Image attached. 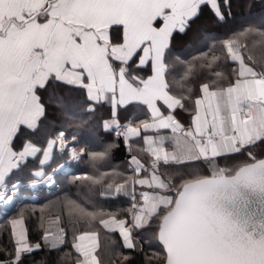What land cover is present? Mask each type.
I'll list each match as a JSON object with an SVG mask.
<instances>
[{"label": "snow or ice", "instance_id": "snow-or-ice-1", "mask_svg": "<svg viewBox=\"0 0 264 264\" xmlns=\"http://www.w3.org/2000/svg\"><path fill=\"white\" fill-rule=\"evenodd\" d=\"M208 6L224 19L220 0H0V205L13 202L10 192L19 182L9 185L7 178L27 168L29 158L38 160L39 168L29 169V177H44L54 150L67 157L66 163L87 156L95 168L115 146L78 151L75 136L69 141L63 130L47 131L54 121L44 124L48 107L37 93L54 80L82 90L89 113L94 104H110L104 132L114 131L125 145L139 138V151L151 158L146 166L132 155L131 175L114 169L75 178L104 185L101 196L130 198L124 213L99 220L108 231L119 232L125 248L137 247L134 231L151 229V240L162 250L160 264H264V153L254 151L264 149V64L258 70L252 55H245L247 44L230 38L223 42L225 59L237 67L226 83L223 72L212 71L191 101L190 87L178 95L169 82L175 35L184 34ZM249 33L259 38L254 44H264V28L250 26L234 37ZM202 58L207 53L193 61ZM219 60L213 56L202 66L211 69ZM193 67L187 62L182 79L190 80ZM189 101L194 115L185 126L175 113L187 111ZM133 102L146 108V118L121 125L117 109ZM52 106L62 112L63 97L54 98ZM22 126L28 130L24 138ZM237 156L243 159L232 167L215 163L218 157ZM196 162L209 164L211 174L160 171ZM64 166L53 168V176ZM76 207L85 222L104 215ZM11 223L14 242L10 251L0 250V264H24L23 256L41 244L29 242L23 219ZM97 237L94 231L73 235L74 264H100ZM42 239L49 243L47 233ZM65 242L58 236L51 247Z\"/></svg>", "mask_w": 264, "mask_h": 264}, {"label": "trees", "instance_id": "trees-1", "mask_svg": "<svg viewBox=\"0 0 264 264\" xmlns=\"http://www.w3.org/2000/svg\"><path fill=\"white\" fill-rule=\"evenodd\" d=\"M221 9L224 19L220 20L210 9V6L203 7L202 11L184 34L175 35L169 54V64L171 66L169 82L174 91L179 95L187 94L186 88H191V101H194L198 95L199 84L207 78H210L212 71H221L225 76V83L231 77L232 69L237 67L230 60H226V50L223 42L230 38H235L239 44H247L248 51L245 55H252L259 70L260 65L264 64V44L256 43L259 38L254 33H249L246 37H234L235 33L245 28L253 27L256 29L264 28V0H220ZM207 53V59L193 61V57H202ZM213 56H219L220 60L213 65L211 69L202 66L206 65ZM192 61V75L190 80L182 79L187 71V62ZM143 74V73H140ZM181 85H186L182 88ZM38 93L43 103L48 107L47 119L45 125L49 133L55 129L63 130L67 139L77 138L78 147L85 145L88 151H103L108 143L115 146L110 150L108 157L96 163L94 168L87 156L82 157L75 162V170L69 175H58L59 188L55 191H48L40 188L35 192V198L31 195L26 186L34 177H29L28 170H39L38 160L29 159L27 168L23 171L16 172L11 176V180H19L23 184L25 197L20 200L15 208L7 210L0 215V226L2 227V237L0 239V250L10 251L13 245L11 236L10 219L22 217L25 220L29 242L32 244L40 243L41 248L34 250L30 254L23 256L24 264H74L76 253L71 248L74 234L81 231H96L99 235V245L97 253L100 256L101 264H106L105 257L108 255H121L118 259L113 260L114 264H160L159 257L162 256V250L155 242L151 240L153 233L151 229L136 231L140 239L136 242L137 247L125 248L123 238L118 231L110 232L99 223L101 218L107 219L111 213H124L131 206L128 196L123 195H105L101 196L100 192L104 190V185L93 184L91 180L75 179L85 175L98 176L100 173H112L115 169L119 172H125L131 175V169L128 162L132 155H137L142 163L150 166V158L134 148L133 143L125 145L123 139L117 138L115 132L106 133L102 128L104 120L111 119V106L102 102L92 105L95 111L89 113V102L85 93L80 89H75L56 81H51L45 88L39 89ZM56 97H63L65 109L62 112H56L53 108V100ZM186 103L187 111L177 109L181 118L191 122V116L194 115V103ZM140 107L139 105H137ZM144 114L135 113L129 118V122H136L144 118ZM126 123V122H125ZM42 126L39 137L44 134ZM28 135V130L22 128V136ZM257 154L264 153V149H254ZM42 155L41 154H38ZM126 156H128L126 158ZM66 156H61L57 151L54 153V159L50 164L44 167L46 173L50 172ZM243 157L227 158L218 157L215 161L219 167H232L240 162ZM162 173L183 174L195 173L199 175H210L211 166L206 162H196L186 167H165L160 169ZM41 178V177H38ZM119 179V178H117ZM122 182V181H121ZM107 183V181L105 182ZM138 188V187H137ZM139 189V188H138ZM76 205L87 208L88 211L104 213L103 216H97L96 219H88V222L81 219V213ZM119 218H128L121 215ZM152 225L151 228H154ZM61 229L65 232V244L58 248H52V238L49 237V243L45 244L42 237L45 233L48 235H60ZM55 240V239H54ZM7 251L3 257L7 258ZM122 256L127 257L125 260ZM117 261V262H116Z\"/></svg>", "mask_w": 264, "mask_h": 264}, {"label": "crops", "instance_id": "crops-1", "mask_svg": "<svg viewBox=\"0 0 264 264\" xmlns=\"http://www.w3.org/2000/svg\"><path fill=\"white\" fill-rule=\"evenodd\" d=\"M38 95H39V93H37ZM40 96V95H39ZM110 105V104H109ZM138 104H136L135 102H133V103H131V104H129V105H125V106H121V107H119L118 109H117V119H118V121L120 122V123H128L129 122V118L130 117H132L135 113H142V114H144V112H145V115H143L144 116V118H141L140 120H142V119H145L146 118V108L144 107V106H141V105H139L140 107H138L137 106ZM175 115H176V117H177V119L178 120H180V122L181 123H183L185 126H188V125H190V123L191 122H187V121H185V120H183V118H181V115H179L178 114V112L176 111V113H175ZM139 121V120H138ZM138 121H136V122H138ZM22 128H23V126H22ZM149 135H155V133H148ZM161 134H169L170 135V131L169 130H163L162 131V133ZM131 142H136V143H133V146H134V148H138V149H140L141 147H143V143H142V140H140L139 138H133L132 140H130L129 141V144L131 143ZM128 144V145H129ZM54 153H55V150H54ZM54 153H53V155H54ZM41 158H42V155H41ZM150 158V157H149ZM29 159H31V158H29ZM151 159V158H150ZM46 166V165H45ZM44 166V167H45ZM49 173V172H48ZM47 174V173H46ZM38 177H34L32 180H34V179H37ZM31 180V181H32ZM19 180H11V176L9 177V178H7V183L9 184V185H11L12 183H14V182H18ZM137 187L139 188V190H140V186L139 185H137ZM59 188V187H58ZM57 188V189H58ZM57 189H55V190H57ZM54 190V191H55ZM24 192V191H23ZM25 193V192H24ZM35 194L33 195L32 194V198H35ZM15 208V207H14ZM4 212H6V211H2L1 212V214H3ZM0 214V215H1ZM16 219H23V221H24V223H23V225H22V227L24 228V229H26V224H25V220H24V218H22V217H15V218H12V219H10V227H11V231H12V228H13V226H12V221L13 220H16ZM21 228V226L20 225H17V230H19ZM27 230V229H26ZM2 235H3V233H2V227L0 226V239H1V237H2ZM98 238V237H97ZM98 242H99V238H98Z\"/></svg>", "mask_w": 264, "mask_h": 264}, {"label": "built area", "instance_id": "built-area-1", "mask_svg": "<svg viewBox=\"0 0 264 264\" xmlns=\"http://www.w3.org/2000/svg\"><path fill=\"white\" fill-rule=\"evenodd\" d=\"M120 124L124 125V124H127V123H120ZM119 138L123 139L122 137H119ZM68 140L71 141L70 139H68ZM127 157L128 156H126V158ZM66 160H67V158L59 163V164H64L65 166L62 169L58 170L54 174V176H53L52 170H51V172L46 174V176L38 178V179H34V181H36L35 184H33L30 181L26 186L31 191H36V190H38L40 188H45L48 191H54L55 189L58 188V185H59V183H58V175H61V174L67 175V174H70L71 172H73L75 170L74 164L77 161H67V163H66ZM58 165L56 167H54V168H57ZM48 176H52V180H49ZM53 180H54V183H53ZM18 182L19 183H18L17 191L16 192H10V194L13 195V202L11 204H7V205H0V214H1L2 211H5V210L9 209L10 207H12L14 205L16 199L23 198V196H24V192H23V188H22L23 184L21 183V181H18ZM14 183H16V182H14Z\"/></svg>", "mask_w": 264, "mask_h": 264}, {"label": "rangeland", "instance_id": "rangeland-1", "mask_svg": "<svg viewBox=\"0 0 264 264\" xmlns=\"http://www.w3.org/2000/svg\"><path fill=\"white\" fill-rule=\"evenodd\" d=\"M76 146V148H77V150L79 151L80 149H86L87 150V148H86V146L85 145H82V146H80V147H78V145L76 144L75 145ZM163 168H165V166H162L161 167V169H163ZM136 188H137V186H136ZM140 190L137 188V192H139ZM129 219H130V217H128ZM153 225H155V224H153ZM152 226V225H151ZM155 227V226H154ZM146 230H148V229H146ZM94 232H96V231H94ZM135 232L136 231H134L133 232V237H134V241L135 242H138V239H140V236L138 235V239L135 237L136 236V234H135ZM140 232H142V233H144L145 232V230H140ZM152 232V231H151ZM97 234H98V232H96ZM119 233V232H118ZM61 235H63L64 237H65V232H61L60 233V235L59 236H61ZM49 237H51L53 240L52 241H54V239H56V236L55 235H53V234H51V235H48ZM58 237V236H57ZM98 238H100L99 237V235H98ZM98 251V250H97ZM97 255H98V257H99V259H100V256H99V254L97 253ZM113 255L114 254H112V255H108V256H106L105 257V261L107 262L106 264H114V262H113V260H116V259H118L121 255H115V258L113 259L112 257H113ZM123 258L125 257V256H122ZM113 259V260H112ZM117 262V261H116ZM100 264H101V260H100Z\"/></svg>", "mask_w": 264, "mask_h": 264}, {"label": "water", "instance_id": "water-1", "mask_svg": "<svg viewBox=\"0 0 264 264\" xmlns=\"http://www.w3.org/2000/svg\"><path fill=\"white\" fill-rule=\"evenodd\" d=\"M20 200H21L20 198L16 199L14 205L10 207L8 210H12Z\"/></svg>", "mask_w": 264, "mask_h": 264}]
</instances>
